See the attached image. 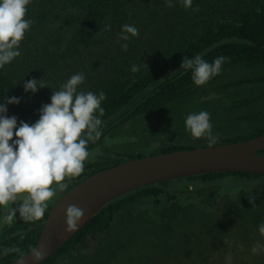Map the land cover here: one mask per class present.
<instances>
[{
  "label": "trees",
  "instance_id": "obj_1",
  "mask_svg": "<svg viewBox=\"0 0 264 264\" xmlns=\"http://www.w3.org/2000/svg\"><path fill=\"white\" fill-rule=\"evenodd\" d=\"M172 3L31 0L26 18L33 23L21 55L0 68V102L20 98L7 105V115L35 123L53 89L78 72L85 74L80 90L106 96L103 134L89 142L84 172L66 177L68 189L57 191L58 198L124 162L208 147L186 130L190 110L210 113L220 137L214 146L264 135V0H193L192 8L182 0ZM125 24L136 26L138 37L120 39ZM196 55L210 63L225 57L221 73L203 86L194 84L191 70L181 69L185 56ZM32 79L49 87L25 92L24 82ZM244 86L250 93L241 95ZM50 210L36 222H24L17 212L13 223L3 225L0 264L17 261L3 248L28 254L36 247ZM262 223L264 175L169 180L110 202L44 264H264V253L250 252L264 236Z\"/></svg>",
  "mask_w": 264,
  "mask_h": 264
},
{
  "label": "clouds",
  "instance_id": "obj_2",
  "mask_svg": "<svg viewBox=\"0 0 264 264\" xmlns=\"http://www.w3.org/2000/svg\"><path fill=\"white\" fill-rule=\"evenodd\" d=\"M166 2L168 7L174 6L172 0ZM192 2L182 0L185 8H192ZM30 3L31 0H0V68L21 55V42L33 23L26 18ZM110 28L109 24L105 30ZM138 35L136 26L125 24L120 39L128 41ZM121 47L127 50L128 44L124 43ZM224 60L225 57L220 56L210 63L201 55L185 56L181 69L191 70L194 84L203 86L221 73ZM131 70L136 72L138 68L133 66ZM84 81L85 74L78 72L58 90L53 89L51 103L43 105L40 118L32 124L18 123L16 116L7 115V105L19 104L20 98L7 96L0 102V207L9 202L15 205L4 217L7 223L17 219V212L24 222L40 221L48 208L47 202L57 191L68 189L66 177L76 178L84 172L85 161L89 157L87 146L103 134L102 102L106 99L103 91L97 94L80 90L79 86ZM23 87L25 92L35 94L40 88L49 86L42 79H32L24 82ZM185 127L193 139H206L209 148L219 142V134L214 133L211 115L207 111L188 114ZM24 193L27 195L22 196ZM84 215L83 209L70 204L66 209V232L76 231ZM259 232L264 235V223L260 224ZM261 248L257 244L252 252L259 254ZM2 252L4 255L16 253L17 264H25L26 254L19 247L3 248ZM31 255L33 261L39 264L47 255V250L45 247H33Z\"/></svg>",
  "mask_w": 264,
  "mask_h": 264
},
{
  "label": "water",
  "instance_id": "obj_3",
  "mask_svg": "<svg viewBox=\"0 0 264 264\" xmlns=\"http://www.w3.org/2000/svg\"><path fill=\"white\" fill-rule=\"evenodd\" d=\"M264 135L250 140L171 152L124 162L84 180L51 208L36 247H45L47 262L91 219L113 200L143 187L208 173L264 175ZM70 204L85 215L74 232H66V209ZM17 264V261L11 263ZM25 264H36L31 252Z\"/></svg>",
  "mask_w": 264,
  "mask_h": 264
},
{
  "label": "rangeland",
  "instance_id": "obj_4",
  "mask_svg": "<svg viewBox=\"0 0 264 264\" xmlns=\"http://www.w3.org/2000/svg\"><path fill=\"white\" fill-rule=\"evenodd\" d=\"M254 75V74H253ZM241 76H243V77H246L245 76V73H242L241 74ZM238 89H242V92H241V95L242 94H248V93H250L249 92V89H247V87L246 86H244V87H239ZM216 105H218V104H216ZM197 106L195 105L194 106V104L193 105H191L189 108H196ZM201 111H205V109H202V110H200V111H188L189 113H198V112H201ZM22 196H26L27 195V193H24V194H21ZM58 194L56 193L54 196H53V198L51 199V200H49L47 203H48V208L49 209H51L52 207H54L55 206V204L61 199V198H58ZM13 207H15V205H13V203L12 202H9V204H7V205H5V206H2V207H0V229L3 227V219H4V214H6V213H8V212H10V210L13 208ZM257 244H259L260 246H262V248H261V250H260V252L259 253H264V236H260L258 239H256L255 241H254V243H252L251 244V246H250V252L252 253V248H253V246H255V245H257ZM250 256V255H249ZM186 264H196L194 261H188Z\"/></svg>",
  "mask_w": 264,
  "mask_h": 264
},
{
  "label": "flooded vegetation",
  "instance_id": "obj_5",
  "mask_svg": "<svg viewBox=\"0 0 264 264\" xmlns=\"http://www.w3.org/2000/svg\"><path fill=\"white\" fill-rule=\"evenodd\" d=\"M218 146V145H217ZM200 148V147H199ZM3 224H6V221H5V219H3Z\"/></svg>",
  "mask_w": 264,
  "mask_h": 264
}]
</instances>
